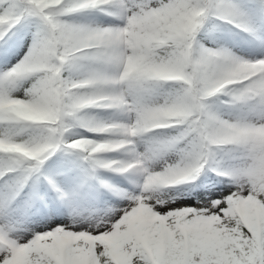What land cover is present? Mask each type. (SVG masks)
Returning a JSON list of instances; mask_svg holds the SVG:
<instances>
[{
  "label": "rangeland",
  "instance_id": "rangeland-1",
  "mask_svg": "<svg viewBox=\"0 0 264 264\" xmlns=\"http://www.w3.org/2000/svg\"><path fill=\"white\" fill-rule=\"evenodd\" d=\"M221 1L244 6L251 0ZM180 2L106 0L103 7L74 11L78 24L72 58L81 64L65 79L76 87L99 85L101 90L82 106L98 110L95 132L105 140L68 131L61 152L23 189L16 192L0 180V241L8 246L0 249V264H87L103 251L117 264H138L149 259L150 247L161 242L163 234H171L187 213H195L202 224L196 233L206 237L233 232L239 214L249 225L254 223L249 214L252 180L264 175V153L214 161L211 174H202L191 185L200 166L194 159L175 144L163 153L136 131L153 95L131 86L129 73L159 38L175 41L192 30L175 17ZM37 27L24 28L17 19L0 24V134L9 123L31 119L48 91L60 90L48 72L61 60L52 47L41 43ZM195 44L215 53L245 54L247 60L238 68L251 74L262 71L264 88V38L249 41L241 31L226 34L214 25ZM102 55L107 58L104 64ZM19 82L28 85L20 90ZM226 101L216 98L208 125L235 126L239 131L264 127V100L248 112H237ZM1 139L0 135V144ZM136 164L140 166L129 171ZM218 176L231 177L234 183L219 181ZM97 186L108 195L106 201L78 197L88 187L96 193ZM233 198H238L240 208ZM53 203L68 204L66 218L41 215Z\"/></svg>",
  "mask_w": 264,
  "mask_h": 264
},
{
  "label": "trees",
  "instance_id": "trees-1",
  "mask_svg": "<svg viewBox=\"0 0 264 264\" xmlns=\"http://www.w3.org/2000/svg\"><path fill=\"white\" fill-rule=\"evenodd\" d=\"M175 15L192 27L175 41L151 45L144 61L127 79L131 86L149 91L145 118L139 122L138 133L166 152L173 144L199 164L193 185L202 174H209V165L228 156L255 158L264 153V128L251 126L239 131L236 127L208 125L210 107L216 98L224 97L236 111H251L264 100V88L259 85L263 74H249L238 67L243 64V53L215 54L212 49L197 46L196 41L214 25L222 33L242 32L249 41L264 38V0H251L244 6L231 5L221 0H180ZM106 0H0V24L17 19L24 28L38 26V38L45 47H52L61 60L51 68L50 81L59 92L48 91L39 111L30 120L9 123L1 130L0 171L2 180L20 190L21 187L61 152L64 135L68 131L95 133L98 110L82 107L81 99L96 94L98 85L72 87L65 79L69 71L81 64L72 58L73 36L78 24L75 10L92 5L103 7ZM103 64L106 56L100 57ZM28 83L19 82L20 90ZM144 110V111H145ZM143 111V112H144ZM172 127V128H171ZM219 181L234 183L228 177ZM250 213L258 222L250 230L236 218L233 232L198 235L201 228L195 214L181 217L180 227L165 235L162 256L154 246L158 264H264V175L252 180ZM234 202L240 206L237 198ZM247 218V217H245ZM186 233V235L184 234ZM256 235H258L256 237ZM5 245L0 243V249ZM46 264V263H44ZM89 264H115L107 251ZM130 264V263H127ZM138 264H151L146 259Z\"/></svg>",
  "mask_w": 264,
  "mask_h": 264
},
{
  "label": "bare ground",
  "instance_id": "bare-ground-1",
  "mask_svg": "<svg viewBox=\"0 0 264 264\" xmlns=\"http://www.w3.org/2000/svg\"><path fill=\"white\" fill-rule=\"evenodd\" d=\"M136 166H140V164H136L134 166H131L129 168V171ZM130 173V172H128ZM98 187V188H97ZM97 192L95 193V190L93 187H88L87 188V192L84 190V192H82L81 194H78V197L86 199V200H90L92 202H104L106 201V199L108 198V195H103L101 192H99L98 190L100 189V186H97ZM91 197V199H90ZM69 209H68V204L67 203H58L55 204L53 203V205L50 206H46V208L42 209L41 211V215L43 216H47L48 218L54 219V218H63V216L66 218V215L69 214ZM87 212H90V210H87ZM104 240V238H103Z\"/></svg>",
  "mask_w": 264,
  "mask_h": 264
}]
</instances>
